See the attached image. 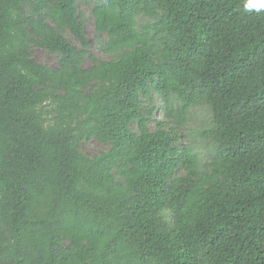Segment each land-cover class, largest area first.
I'll list each match as a JSON object with an SVG mask.
<instances>
[{
    "label": "trees",
    "instance_id": "16d2710c",
    "mask_svg": "<svg viewBox=\"0 0 264 264\" xmlns=\"http://www.w3.org/2000/svg\"><path fill=\"white\" fill-rule=\"evenodd\" d=\"M243 5L0 0V264H264V11ZM198 106L202 167L177 135Z\"/></svg>",
    "mask_w": 264,
    "mask_h": 264
},
{
    "label": "rangeland",
    "instance_id": "374dc122",
    "mask_svg": "<svg viewBox=\"0 0 264 264\" xmlns=\"http://www.w3.org/2000/svg\"><path fill=\"white\" fill-rule=\"evenodd\" d=\"M78 7L83 14V27L85 31V37L89 43V52L97 59L105 61L108 60L109 56L101 52V44L106 40V37L103 34H97L94 30V22L91 16L93 3L91 1H89L87 5L79 3ZM66 38L70 42L77 45L75 40L69 34H67ZM32 54L34 60H36L38 63L55 68L57 63L56 56L48 54L39 49H33ZM90 64V61L86 60L84 66L88 67ZM153 101V105L155 106L153 117L158 120H163L160 100L156 96H153ZM211 124L212 116L208 107L198 106L191 110L189 120L186 125L182 129H177L179 142L194 149L195 153L199 157L201 167L210 162V156L213 154L215 149V145L211 141L203 140V138L200 136V134L205 129L209 128ZM153 127L154 126L152 124L150 129ZM106 148V146L100 145L95 141H91L83 144L81 150L88 156H94L99 152L106 150Z\"/></svg>",
    "mask_w": 264,
    "mask_h": 264
},
{
    "label": "clouds",
    "instance_id": "9594fccd",
    "mask_svg": "<svg viewBox=\"0 0 264 264\" xmlns=\"http://www.w3.org/2000/svg\"><path fill=\"white\" fill-rule=\"evenodd\" d=\"M243 6L246 12H251L253 10L261 12L264 11V0H244Z\"/></svg>",
    "mask_w": 264,
    "mask_h": 264
}]
</instances>
